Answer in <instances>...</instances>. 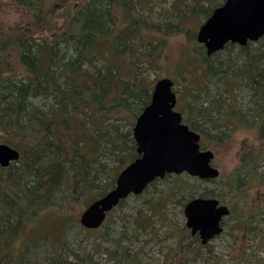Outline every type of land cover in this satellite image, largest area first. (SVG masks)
<instances>
[{"label": "trees", "instance_id": "16d2710c", "mask_svg": "<svg viewBox=\"0 0 264 264\" xmlns=\"http://www.w3.org/2000/svg\"><path fill=\"white\" fill-rule=\"evenodd\" d=\"M223 1L204 12L194 0L189 9L206 19ZM10 3L26 17L0 27V142L20 153L10 166L0 167V184L6 188L0 191V264H30L24 259L29 245L20 253L11 249L14 235L33 218L30 212L38 214L39 207L50 204L67 212L82 197L92 202L112 188L117 174L137 157L132 128L155 82L141 73L121 75L111 58L123 57L131 71L138 64L157 69L163 43L145 36L157 28L140 16L138 0ZM170 26L169 32L177 28ZM258 42L263 46L264 36ZM250 44L238 47L240 74L232 73L229 57L220 56V62L208 66L209 77H217L226 93L243 84L252 105L247 114L220 101L227 126L238 127L249 119L254 125V118L264 115V63L260 54L250 51ZM234 45L228 43L210 57L204 52L201 61L219 59V53ZM209 111L189 109L190 115L220 127L212 124ZM192 123L203 137L201 125ZM200 147L204 149L201 141ZM263 159L262 149L241 157V166L250 171L247 178ZM7 192L12 206L5 207Z\"/></svg>", "mask_w": 264, "mask_h": 264}, {"label": "rangeland", "instance_id": "374dc122", "mask_svg": "<svg viewBox=\"0 0 264 264\" xmlns=\"http://www.w3.org/2000/svg\"><path fill=\"white\" fill-rule=\"evenodd\" d=\"M138 2L140 16L157 28V33L145 36L163 43L159 66L138 64L131 71L123 57L111 59L123 76L141 73L153 82L164 77L173 80L176 108L183 106L186 113L189 109L210 110L212 124L220 127H211L198 114L189 117L204 129L201 143L214 153L212 165L219 170L218 178L201 180L183 173L159 179L139 197L131 195L120 201L96 230L79 223L81 212L90 203L84 197L74 200L67 212L60 205L41 206L38 214L30 212L33 218L14 235L11 249L20 253L29 245L30 254L27 252L24 259L30 264H264V159L254 164L253 177L247 178L245 173L250 171L241 166L245 153L264 150V132H259L257 124H250L251 119L238 127L226 125L220 101L247 114L252 113V105L243 84L235 85L228 94L217 77H209L208 70L209 65L229 57L232 73L240 74L241 63L235 59L240 52L238 45L219 53V59L201 61L205 50L196 41V33L205 17L189 9L194 0ZM218 2L221 0H199L198 7L206 12ZM25 17L10 0H0V27L20 23ZM168 25L177 28L169 32ZM248 48L260 54L264 63V45L257 41ZM101 65V61L96 62L98 68ZM0 191H6L5 185L0 184ZM202 194L225 203L231 213L225 218L222 233L198 245V235L191 236L185 226L183 208ZM10 199L9 193L5 194V207L12 206L7 203Z\"/></svg>", "mask_w": 264, "mask_h": 264}, {"label": "water", "instance_id": "95a60500", "mask_svg": "<svg viewBox=\"0 0 264 264\" xmlns=\"http://www.w3.org/2000/svg\"><path fill=\"white\" fill-rule=\"evenodd\" d=\"M264 36V0H224L199 25L196 41L207 57L222 50L228 43L245 47ZM174 82L167 77L157 79L149 103L142 109L132 128L137 157L116 176L114 186L90 202L79 216L80 225L98 229L107 214L120 201L138 196L156 180L166 175L188 174L201 180H214L219 170L212 165L214 153L201 149L200 134L181 122L174 111ZM20 153L6 143H0V167L17 161ZM185 226L200 243L222 233L221 221L229 214L216 198L195 197L183 208Z\"/></svg>", "mask_w": 264, "mask_h": 264}, {"label": "flooded vegetation", "instance_id": "af4514ba", "mask_svg": "<svg viewBox=\"0 0 264 264\" xmlns=\"http://www.w3.org/2000/svg\"><path fill=\"white\" fill-rule=\"evenodd\" d=\"M260 39H261V38H260ZM260 39H259V40H260ZM239 47H240V46H239ZM172 81H173V80H172ZM173 82H174V81H173ZM177 102H178V96H177V94H176V104H175L173 110L176 111V112H179V113L181 114V117H182L181 122H182L183 124L187 125L188 128H189L190 130H193V131L198 132L197 129H194V128H193V123H192L191 117H189V116H190V113H189V112L186 113V111H182V110L184 109L183 106H182L181 108H176ZM177 109H179V111H178ZM185 110H186V109H185ZM254 119H255V121H256L255 124H257V129L259 130V129L264 125V115H262V116H257V117H255ZM198 133H199V132H198ZM199 134H200V141H201L202 135H201V133H199ZM201 149H202V148H201ZM229 187H232V186L230 185ZM219 205H225V206L228 208V210H229V214L231 213L230 208H229L225 203H222L221 201H219ZM229 214H228V215H229ZM228 215H227V216H228ZM227 216H226V217H227ZM226 217H224V218L222 219V221H221V226H222L223 231H224V225H223V223H224ZM190 235H191V234H190ZM191 236H192V235H191Z\"/></svg>", "mask_w": 264, "mask_h": 264}, {"label": "bare ground", "instance_id": "6f19581e", "mask_svg": "<svg viewBox=\"0 0 264 264\" xmlns=\"http://www.w3.org/2000/svg\"><path fill=\"white\" fill-rule=\"evenodd\" d=\"M239 47V46H238ZM153 88V87H152ZM256 207V206H255ZM245 211V210H244ZM231 216V215H230ZM239 217V216H238ZM256 221V220H255ZM244 227V226H243ZM246 227H247V225H246ZM261 235V234H260Z\"/></svg>", "mask_w": 264, "mask_h": 264}]
</instances>
